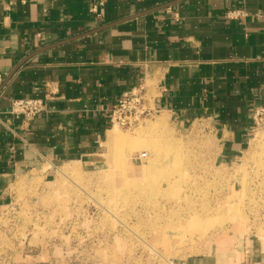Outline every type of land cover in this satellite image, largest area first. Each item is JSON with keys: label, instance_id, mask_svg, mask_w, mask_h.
<instances>
[{"label": "crops", "instance_id": "1", "mask_svg": "<svg viewBox=\"0 0 264 264\" xmlns=\"http://www.w3.org/2000/svg\"><path fill=\"white\" fill-rule=\"evenodd\" d=\"M0 77V210L29 203L58 166L100 163L112 105L143 85L148 107L202 120L233 158L264 105V0H0ZM36 98L34 117L11 114L12 100ZM241 251L175 264H264V243Z\"/></svg>", "mask_w": 264, "mask_h": 264}, {"label": "rangeland", "instance_id": "2", "mask_svg": "<svg viewBox=\"0 0 264 264\" xmlns=\"http://www.w3.org/2000/svg\"><path fill=\"white\" fill-rule=\"evenodd\" d=\"M108 129V157L58 166L51 185L15 203L0 225V264H28L26 253L38 264L238 263L249 239L264 243V120L233 158L217 155L202 120L166 111Z\"/></svg>", "mask_w": 264, "mask_h": 264}, {"label": "built area", "instance_id": "3", "mask_svg": "<svg viewBox=\"0 0 264 264\" xmlns=\"http://www.w3.org/2000/svg\"><path fill=\"white\" fill-rule=\"evenodd\" d=\"M102 2L93 3L89 11L97 19H101ZM234 14V15H233ZM243 12L238 10L232 12L231 15H242ZM1 81V77H0ZM138 91L139 93H136ZM44 109L43 100L36 99H15L11 101L10 112L11 114L19 117L23 116L25 119H30L40 113ZM158 112L154 108H150L146 104L145 91L143 86H139L132 91L124 92L112 105L109 112L110 126H126L131 127L135 123L138 117L142 114L148 116L150 113ZM254 126L264 120V105L258 106L254 109L252 114ZM146 157L145 152L136 155V159L141 160ZM15 208V203L10 205L7 209L0 210V225L5 216Z\"/></svg>", "mask_w": 264, "mask_h": 264}, {"label": "bare ground", "instance_id": "4", "mask_svg": "<svg viewBox=\"0 0 264 264\" xmlns=\"http://www.w3.org/2000/svg\"><path fill=\"white\" fill-rule=\"evenodd\" d=\"M144 86V85H143ZM146 86V85H145ZM145 98H146V104H147V106H148V103L149 104H151L150 102H151V98L149 97V95H147L146 94V92H145ZM152 106V105H151ZM114 126H117V125H114ZM112 131H114V130H112ZM108 132L107 133V135H108V138H114V137H116L117 135H116V133H114V132ZM117 131V130H116ZM118 132V131H117ZM256 134V133H255ZM257 134H259V133H257ZM137 154H139V153H137ZM105 156L106 157H108V155H107V153L105 154ZM59 168V167H58ZM57 172H58V170H57ZM63 175H64V173H63ZM66 176V175H65Z\"/></svg>", "mask_w": 264, "mask_h": 264}]
</instances>
